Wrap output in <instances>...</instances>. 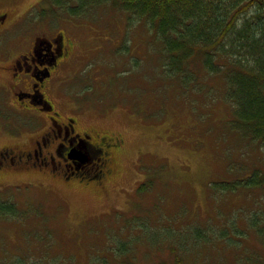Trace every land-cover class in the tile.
Listing matches in <instances>:
<instances>
[{
    "label": "rangeland",
    "instance_id": "1",
    "mask_svg": "<svg viewBox=\"0 0 264 264\" xmlns=\"http://www.w3.org/2000/svg\"><path fill=\"white\" fill-rule=\"evenodd\" d=\"M49 2L0 0V53L25 51L36 35L72 39L47 94L80 129L120 138L116 172L92 184L6 167L0 203L13 207L0 214V264H264V185L217 184L264 169L259 143L225 131L226 85L205 72L187 86L163 77V45L144 20L109 4L53 14ZM3 74L0 147L27 135ZM119 242L129 247L120 260Z\"/></svg>",
    "mask_w": 264,
    "mask_h": 264
},
{
    "label": "trees",
    "instance_id": "2",
    "mask_svg": "<svg viewBox=\"0 0 264 264\" xmlns=\"http://www.w3.org/2000/svg\"><path fill=\"white\" fill-rule=\"evenodd\" d=\"M52 1L49 4L53 14L58 10L81 14L91 6L109 4L125 12L129 19L144 20L163 45V77L177 78L186 86L201 78V72H205L204 79H219L226 85L233 104L225 131L259 143L264 149V0ZM217 184L222 190L261 186L264 169L257 168L228 184ZM12 207L9 202L0 203V214L12 213ZM158 235L153 234L151 239L157 241ZM164 235L175 237L171 230ZM194 236L204 237L197 232ZM113 253L123 259L129 247L119 242Z\"/></svg>",
    "mask_w": 264,
    "mask_h": 264
},
{
    "label": "flooded vegetation",
    "instance_id": "3",
    "mask_svg": "<svg viewBox=\"0 0 264 264\" xmlns=\"http://www.w3.org/2000/svg\"><path fill=\"white\" fill-rule=\"evenodd\" d=\"M4 29L5 14H0V34ZM72 48V39L61 33L52 37L36 35L29 39L27 50L0 53L2 76H10L7 91L19 103L7 104L22 116L18 127L27 133L23 138L7 130L10 136L19 138L0 147V177L10 166L20 173L25 167L48 171L66 181L82 183L85 179V183L92 184H102L115 174L120 138L95 129H80L77 118L62 115L47 94L58 67L69 58Z\"/></svg>",
    "mask_w": 264,
    "mask_h": 264
}]
</instances>
